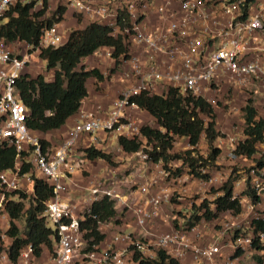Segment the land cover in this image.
Segmentation results:
<instances>
[{
  "label": "built area",
  "instance_id": "obj_1",
  "mask_svg": "<svg viewBox=\"0 0 264 264\" xmlns=\"http://www.w3.org/2000/svg\"><path fill=\"white\" fill-rule=\"evenodd\" d=\"M49 1H52L53 8H50ZM210 1L47 0V9L41 20L58 7L65 11L59 21L43 26L35 45L21 40L6 42L0 39V144L12 146L15 152L13 168L0 172V264H12L7 255L11 240L6 235L9 229L6 206L9 202L21 201L19 194L32 195V177L43 178L51 189V196L43 203L40 217L53 225L51 231L55 238L51 240L48 259L42 264H139V261L155 260L159 251L178 264L186 256L190 257L188 264H215L216 259L226 262L228 256L232 257L235 252L240 255L232 257L233 262L244 253H250L248 250L258 256L264 255V217L251 216L264 200V161L256 164L258 168L249 170L250 180L241 197L233 193L232 185L230 200H236L240 206L239 213L234 215L250 216L245 228L235 231L228 243L227 249L232 254L223 251L221 244L228 225L205 243V232L197 224L203 219L192 227L188 225L186 230L172 229L170 233L155 236L149 225L157 218L160 206L169 200L165 188L157 194L150 193L147 186L137 188L133 197L127 198L114 190L105 168L92 185H81L82 174L88 171L90 163L85 159L83 149L92 147L100 150L103 141L109 138L115 142L118 137L142 141L139 135L141 126L129 116L138 110L130 102L132 97L140 93L161 96L168 89H173L182 97L202 98L211 85L232 78L242 81L252 78L264 83V64L257 57L247 59L250 52L256 51L249 46L256 39L255 34L264 32V20L258 15H248L255 0L243 20L239 19L243 0H214L218 2L209 5ZM16 5H31L30 11L35 12L41 9L42 0H0V19ZM48 9H51L49 15ZM149 12L155 15L156 25L146 29L145 18ZM121 15L126 21L122 29L117 24ZM54 18L57 19V15ZM65 18L70 19V25L63 24ZM88 24L105 26L110 29L111 37H121L127 58H118L119 65L114 71L119 69L118 79L126 82V86L101 117L96 115V111L79 112L57 144L42 148L37 135L25 126L28 111L19 100L15 83L20 76L28 74L25 70L42 49L65 44L69 34L65 29L72 31ZM110 52L111 49L106 48L104 55L112 61ZM161 60L165 63L163 67L159 63ZM226 142L230 146L227 150L230 158L245 159L234 154L239 142L232 137ZM261 145L264 154V145ZM186 147L188 150L187 144ZM213 147L220 152L221 146ZM128 155L137 157L136 162L141 164L137 172L144 171L148 165L155 168L163 180L169 177V169L187 168L180 160H172L164 170L161 162L148 161L142 150ZM22 162L28 165V170L20 174ZM199 169L198 172L205 174ZM180 177L171 176L170 180L182 182ZM151 184L155 187V181ZM250 191L257 198L255 204L246 193ZM82 192L86 197L80 196ZM102 197L112 201L114 207L121 205L130 212L138 229L131 225L135 230L133 233L118 231L112 233L108 240L105 238L97 245L90 244L91 240L83 237L85 231L80 228V223L89 214L90 204ZM242 203L244 211H241ZM257 221L262 223V230L256 229ZM99 226L100 233L107 231V224ZM14 264H36L31 246L26 245L19 250Z\"/></svg>",
  "mask_w": 264,
  "mask_h": 264
},
{
  "label": "trees",
  "instance_id": "obj_2",
  "mask_svg": "<svg viewBox=\"0 0 264 264\" xmlns=\"http://www.w3.org/2000/svg\"><path fill=\"white\" fill-rule=\"evenodd\" d=\"M253 1H242L240 20L246 18L248 7ZM30 8L31 5H16L0 19V39L6 42L21 40L35 45L43 26L59 21L65 11L64 8L58 7L51 15L41 20L47 9V0H42V7L38 11L32 12ZM54 15H57V19ZM117 24L121 29L126 25L124 15L118 18ZM110 32L109 28L96 24H88L81 29L72 30L65 44L56 48L42 49L38 54L45 69L52 70L51 81H44L40 74L34 77L23 74L17 79L15 83L17 95L28 111L25 126L37 135L42 148L49 146L50 143L41 136L58 130L70 116L77 113L82 100L87 96L86 80L93 79L94 85L102 81L98 70H84L79 66L81 61L100 48H110V58L114 67L109 72L113 73L119 65L118 58L121 60L127 58L121 37L113 38ZM130 102L134 103L138 110L145 112L153 120L156 128L141 126L139 135L142 141L136 138L118 137L116 144L120 151L130 154L148 147V150H142L147 155L148 161L161 162L164 170L169 161L180 160L182 165H186L191 177L207 180L208 176L198 172L197 168L208 167L219 154V150L212 146L219 136L214 129L215 116L212 106L201 97L190 95L182 97L173 89H168L166 94L161 96L140 93L132 97ZM241 111L244 124L243 140L235 146L234 154L250 158L256 153L257 144L264 145V120L258 115L251 100L245 101ZM200 136H203L208 154L205 159L199 160L198 165L191 154L196 153ZM174 137L185 138L189 149L182 154L170 155L169 150ZM83 153L87 161H103L108 165L113 163L111 156L99 149L89 147L83 149ZM14 162L13 147L1 143L0 172L11 170ZM261 163L262 160H259L256 164ZM27 170L28 165L22 162L19 173H26ZM179 174L180 171L175 170L172 176L176 177ZM32 180V195L26 197L19 194L21 201L9 202L6 206L9 217V229L6 235L11 240L7 255L12 264L17 260L19 250L26 245L31 246L33 259L40 258L44 250L49 253L51 240L55 238L54 232L45 226L44 219L40 217L44 208L43 203L51 196V189L43 178L32 177ZM231 190L232 181L228 179L220 188L221 194L212 200V211L203 203L201 206L203 212L200 216L193 217V222L188 224L189 227L200 219L211 221L222 212L239 213L240 206L237 201L230 200ZM246 193L255 204L257 198L254 193L252 191ZM117 216L112 201L106 197L92 202L89 206V214L85 215L84 221L80 223V228L85 231L84 239L91 240L90 244L101 243L104 235L99 232V225L110 222L117 225L119 224ZM21 217H23V229L20 232L15 222ZM256 229L262 230L260 221L256 222ZM239 255V252H235L232 257ZM139 264H178V262L159 251L155 260L139 261Z\"/></svg>",
  "mask_w": 264,
  "mask_h": 264
},
{
  "label": "rangeland",
  "instance_id": "obj_3",
  "mask_svg": "<svg viewBox=\"0 0 264 264\" xmlns=\"http://www.w3.org/2000/svg\"><path fill=\"white\" fill-rule=\"evenodd\" d=\"M212 2L216 4L218 1L211 0L208 4L210 5ZM49 6L50 8H53L52 1H49ZM48 10L49 11L47 13L49 15L51 9ZM63 24L65 26L70 25V19L65 18ZM70 31L71 30L69 29H65L66 34ZM102 68L105 77L108 79L111 74L109 72V66L106 64ZM25 72H28L30 77L40 74L43 76L44 81H51L52 79V70L47 71L44 67V63L38 57L30 62ZM97 86L98 85H94V89L98 88ZM263 88L264 83L262 84L259 80L257 81L252 78H246L242 81L238 78H232L230 80H224L216 85H211L208 92L203 95L206 102H208L213 108L215 116L214 129L219 134L214 142L217 141L216 145L222 147L223 154L218 156V158L208 167L199 169V171L204 170V173L207 174L209 179H211L210 182L208 180L203 181L191 177L188 174L187 168L179 169V176L181 175L182 177L180 178L183 179L182 182H173L170 180L175 168L169 169L170 175L165 178V180L162 178H156L158 183L155 185V188L152 187L150 189V193L157 194L161 188H165L168 192L169 200L167 203L160 206L157 218H155L149 225L155 236L170 233L172 229H181V231L186 230L188 224L193 221V217L200 216L203 212L201 207L203 203L208 205L209 209L212 210V200L221 194L220 188L228 179L231 180L232 185H234L233 193L236 196L241 197L244 194V186L248 184L250 180L249 170L258 168L256 165L257 161H264V154L262 153L263 146L261 144H257L256 153L250 158H245L244 160L237 157L230 158L225 150H230V146L226 140L230 137L234 138L237 142L243 139L242 130L244 128V124L241 109L245 105L246 100H251L258 115L261 118L264 117V100L262 99L260 93V89ZM135 121L138 122V126L147 125L152 128H156L152 120V123L151 121L146 120L139 122L138 119ZM186 144L185 138L173 139L169 154H182L185 150H187ZM100 150L104 153H108L111 156L113 163L112 165H108L103 161H92L91 165H87L88 171L82 174V186L92 185L95 182V180L101 175L100 172L103 170L99 171V167L101 166L108 172V181L114 184L112 185L114 190L119 195L130 198L133 197V191L146 181L151 172H155V174H157L156 169L147 167V165L145 166L144 171L140 172L143 177L139 178L138 172L135 171L141 166L140 163L136 162L137 157H130L128 154L121 152L113 139L111 141L110 138L108 140H104ZM142 150L145 149L142 148ZM207 154V146L204 147L202 145L199 146L196 153L191 156H193L194 160H196V164L199 165V160L205 159ZM80 196L86 197V193L82 192L80 193ZM242 205L241 211H244L245 205L244 203H242ZM255 210L251 216L264 217V200L260 202ZM115 211L118 214L117 220L119 221V224L116 225L112 222L109 224L106 223V230L110 232L115 226L124 225L127 227L125 232H132L133 228H129L128 226L133 225L136 227V225L131 213L127 212L121 205H116ZM249 218V215L247 217L243 215L235 216L230 212H225L219 214L211 221L200 220L197 224L200 228H202V231L205 232V243H208L211 240V236H214L217 231H220L224 225H228L229 229L224 233L225 236L222 238L221 244L224 246L222 249L223 251H228L229 254H232L230 250L227 249L228 243L235 231L245 228L246 222ZM15 223L18 230L21 232L23 229V217ZM45 226L50 230L54 229L53 225L48 220L45 221ZM124 226L119 229L125 230ZM110 236L111 234L107 236L106 240H108ZM248 252L250 253H244L242 257L234 262L230 255L224 264H264V255L258 256L249 250ZM47 259L48 251L44 250L40 263L37 259H34V262L36 264H42L45 263Z\"/></svg>",
  "mask_w": 264,
  "mask_h": 264
},
{
  "label": "crops",
  "instance_id": "obj_4",
  "mask_svg": "<svg viewBox=\"0 0 264 264\" xmlns=\"http://www.w3.org/2000/svg\"><path fill=\"white\" fill-rule=\"evenodd\" d=\"M248 15L253 16V15H258L264 20V0H255L254 3L250 6ZM156 25V17L153 14V12H149L145 18V27L146 29H151ZM255 40H253L249 46L250 48H255L256 51L250 52L249 55L247 56L248 60L253 59L254 57H257L258 60L264 64V32L256 33L255 34ZM106 51V48H100L96 50L92 55L84 58L79 66H82L84 70L88 69H96L102 76V81L98 84V88L94 89V82L93 79L88 78L85 82V87H86V92L87 96L82 100L80 107L77 111L76 114L70 116L64 123L62 127H60L58 130L52 131L48 134H45L41 136L44 140L48 141L51 145L57 144L65 135L66 130L72 125V123L75 120V117L79 112L82 113H96L98 117L102 116V112L105 111L107 108H109L110 104L112 101L119 95L120 91L123 89L124 86H126V82L124 81H119L118 79V74H119V69L115 70L112 74H110V77L107 79L104 75V71L102 70L103 66L106 64L109 66L111 69L113 67V63L110 59L105 57L104 53ZM160 66L163 67L164 61L161 60ZM165 64V63H164ZM50 73V72H49ZM29 75V74H28ZM261 97L264 100V88L260 89ZM131 118H134L135 120H146V121H151L152 119L143 111H133L129 114ZM264 119V117H262ZM153 121V120H152ZM151 121V123H152ZM216 142L213 143V146H216ZM204 146L206 147V144L203 140L202 137H200L198 147L199 146ZM220 152L219 155H222V147L219 148ZM227 151V149H225ZM129 156V155H128ZM131 157V156H130ZM91 165V162L88 164ZM99 171H101L103 168L100 166ZM155 169V168H153ZM136 171V170H135ZM103 170L100 172L102 174ZM137 172V171H136ZM138 177L142 178L143 175L138 172ZM156 175V176H155ZM101 176V175H100ZM156 178H160L159 175L155 174V172H151L146 181L142 183L138 188L143 189L144 187L147 186V188L150 189L152 188L150 185L153 181H155L156 185L158 182ZM143 187V188H142ZM155 188V187H153ZM124 225L120 226H115L113 230L110 232L106 231L104 234V239L107 238L108 235L115 233V232H120L123 231L125 232L127 227L124 226V229H119ZM129 228H133L132 226H128ZM135 232L134 228L133 231L130 233ZM42 255L40 258H38V262L40 263ZM190 257L186 256L183 258L181 261H179V264H188L189 263ZM215 264H224L221 259H216Z\"/></svg>",
  "mask_w": 264,
  "mask_h": 264
}]
</instances>
